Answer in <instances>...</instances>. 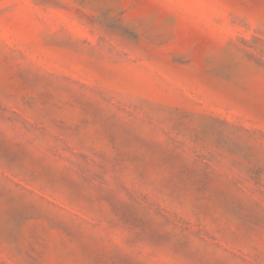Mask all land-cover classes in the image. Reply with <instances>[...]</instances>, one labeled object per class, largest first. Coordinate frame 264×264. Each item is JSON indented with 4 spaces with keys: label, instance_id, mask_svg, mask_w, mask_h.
<instances>
[{
    "label": "rangeland",
    "instance_id": "1",
    "mask_svg": "<svg viewBox=\"0 0 264 264\" xmlns=\"http://www.w3.org/2000/svg\"><path fill=\"white\" fill-rule=\"evenodd\" d=\"M0 264H264V0H0Z\"/></svg>",
    "mask_w": 264,
    "mask_h": 264
}]
</instances>
